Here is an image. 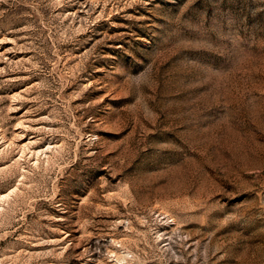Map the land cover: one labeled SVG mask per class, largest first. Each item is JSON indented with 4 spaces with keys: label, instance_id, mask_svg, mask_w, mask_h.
Instances as JSON below:
<instances>
[{
    "label": "rangeland",
    "instance_id": "obj_1",
    "mask_svg": "<svg viewBox=\"0 0 264 264\" xmlns=\"http://www.w3.org/2000/svg\"><path fill=\"white\" fill-rule=\"evenodd\" d=\"M0 264H264V0H0Z\"/></svg>",
    "mask_w": 264,
    "mask_h": 264
}]
</instances>
